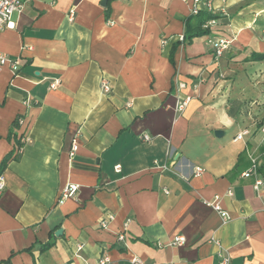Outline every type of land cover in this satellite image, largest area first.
Here are the masks:
<instances>
[{"label": "crops", "instance_id": "1", "mask_svg": "<svg viewBox=\"0 0 264 264\" xmlns=\"http://www.w3.org/2000/svg\"><path fill=\"white\" fill-rule=\"evenodd\" d=\"M104 1L25 0L0 35L18 65L0 73V164L26 138L1 174L0 264H264V0H211L213 33L189 44L194 0Z\"/></svg>", "mask_w": 264, "mask_h": 264}, {"label": "built area", "instance_id": "2", "mask_svg": "<svg viewBox=\"0 0 264 264\" xmlns=\"http://www.w3.org/2000/svg\"><path fill=\"white\" fill-rule=\"evenodd\" d=\"M24 3L25 0H0V35L6 30V29H10L13 26V16L15 13H19L23 7H24ZM195 6L193 9L192 14H198L199 11H201L202 9L204 10H208L210 13H213V8H212V2L211 0H194ZM73 13L71 14V18H73ZM216 24V21L213 20L209 23L206 24V28L209 27L210 30L213 28V26ZM183 40V38H181V41ZM213 47V53H214V57L215 60H220L224 54L230 49V47L232 46V40L228 39V38H218L216 40H213L212 45ZM9 68L14 74H16V72L18 71V65L17 62L12 59L11 57H9L8 55H5L4 53L0 52V73L2 71L3 68ZM61 84L60 80H56L53 83H51L50 88L51 89H56L57 87H59ZM111 85L108 81L106 80H102L101 81V91H103V93L108 94L111 92ZM189 99H187L186 101L182 102L179 105V111H183L185 106L187 105ZM24 121L23 119L19 120V124L22 126ZM262 132L264 133V127H262ZM249 134L248 131H245L243 134L238 135L236 137L237 140H241L245 135ZM21 143L24 144L26 143V138L25 135L23 137H21ZM142 140H144L145 142H148L151 140V138L147 135L142 137ZM23 146L22 147H18L16 149L17 153L20 154L22 153L21 151H23ZM78 150V144L76 141H73L72 144V149H71V155L73 156ZM171 157V156H170ZM119 169V167H118ZM256 171V167L253 166V168L247 172L244 173V177H250L251 174L255 173ZM195 175L199 176L203 173L202 168H195L194 170ZM4 178L3 175H0V194L3 193L4 189H5V183H4ZM263 186V182L261 180H257L254 188L255 190L260 193V190ZM78 192V188L76 185H70L68 186L65 191L63 192V197L64 198H68V197H73L76 195V193ZM228 195H231V192L228 191ZM221 201V197L220 196H216L215 199L213 201H204V204L210 208H212L215 212L221 214L223 216V222L227 223L230 220L229 215L223 210V208L221 207L220 204ZM107 221H102L101 222V226L103 227H107ZM128 225L125 226V232L127 230ZM121 233L119 238L120 240L124 239V233ZM185 242L184 237L179 236L177 238H175L174 244L178 245V246H182ZM110 260L107 257H103L99 260L98 264H109ZM133 264H144L143 262H141L139 259L134 258L132 260ZM231 263V258L228 255H224L220 254V264H230Z\"/></svg>", "mask_w": 264, "mask_h": 264}, {"label": "trees", "instance_id": "3", "mask_svg": "<svg viewBox=\"0 0 264 264\" xmlns=\"http://www.w3.org/2000/svg\"><path fill=\"white\" fill-rule=\"evenodd\" d=\"M217 15L210 13L208 10H204L202 9L201 11L198 12V14H192L190 17H188L185 20V35L183 37V40L179 42V44H189L191 43L195 38H200V37H204V36H211L213 32L212 29L210 30L209 27H205L207 23L213 20H218ZM174 55L175 52L174 50L171 52L170 55V59L171 62H174ZM264 60V55L262 54H256L254 53V55L252 54L250 59H248V61H263ZM236 103L235 102H231L230 105L232 107V109H234V105ZM238 106H240L238 104ZM232 114V112H231ZM22 118H19L18 120L15 121L14 123V128L15 129H21V125L19 124V120ZM24 135L22 134L21 137H23ZM19 138V145L18 147H22L23 144L21 143V139ZM19 157V154L17 153V151L12 152L11 154H9L8 156L6 155V157L3 159V161L0 164V175L2 174V172L5 171V169L7 168L8 164L13 161L16 160ZM49 245L45 246L44 249L48 248Z\"/></svg>", "mask_w": 264, "mask_h": 264}, {"label": "water", "instance_id": "4", "mask_svg": "<svg viewBox=\"0 0 264 264\" xmlns=\"http://www.w3.org/2000/svg\"><path fill=\"white\" fill-rule=\"evenodd\" d=\"M106 3H107V0L104 1L103 5L105 6ZM215 135H216L217 137H222V136H223V132H221V131H216ZM60 233H61V231H58V232H57V234H60Z\"/></svg>", "mask_w": 264, "mask_h": 264}]
</instances>
